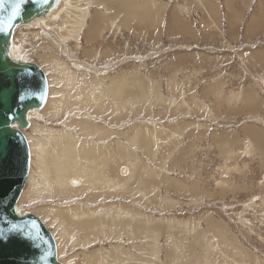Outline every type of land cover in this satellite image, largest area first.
<instances>
[{"label":"rangeland","instance_id":"1","mask_svg":"<svg viewBox=\"0 0 264 264\" xmlns=\"http://www.w3.org/2000/svg\"><path fill=\"white\" fill-rule=\"evenodd\" d=\"M151 1L140 3L137 18L129 11L139 0L125 1L120 14L105 0H59L47 17L15 30L10 56L37 64L64 107L56 116L28 114L23 133L36 146L29 173L48 192L20 198L17 213L36 215L58 238L62 264H85L95 253L104 264H264V0H203L215 7L214 28L203 27L207 15L195 0ZM91 15L106 22L87 39ZM135 82L144 85L137 91ZM144 130L152 143L140 142ZM65 131L75 151L92 144L109 156L99 158L108 159L105 182L85 186L79 157L70 178L86 188L52 198L47 157H61L56 138ZM74 207L80 221L107 218L99 239L52 222L57 209ZM40 208L52 211L42 217ZM116 221L133 224L109 230Z\"/></svg>","mask_w":264,"mask_h":264},{"label":"water","instance_id":"2","mask_svg":"<svg viewBox=\"0 0 264 264\" xmlns=\"http://www.w3.org/2000/svg\"><path fill=\"white\" fill-rule=\"evenodd\" d=\"M57 4L58 0H3L0 5V264H62L55 239L40 218L16 211L31 163L22 130L28 128V111L46 102L47 77L37 64L8 56L15 27Z\"/></svg>","mask_w":264,"mask_h":264},{"label":"bare ground","instance_id":"3","mask_svg":"<svg viewBox=\"0 0 264 264\" xmlns=\"http://www.w3.org/2000/svg\"><path fill=\"white\" fill-rule=\"evenodd\" d=\"M105 1H107V2H109L111 5L113 4V6H114V13H122V10H123V3L126 1V2H128V0H105ZM196 1V4H197V6H199V7H202V11H204V14L205 15H207V19H206V21H203L202 22V25H205V26H203V27H209L210 25H211V27H217V25H216V23H217V21H218V18H217V16H216V14H215V12H214V9L213 8H215L213 5V7H210L209 5H207L205 2L203 3L202 1L203 0H195ZM58 2H59V0H58ZM147 2H151V3H153V5H156V2L154 3L153 1H151V0H139V3H138V6L135 8V9H133V10H130L129 11V13L130 14H133V15H135L137 18H138V14L140 15L141 14V12L142 11H140L141 9H140V3H142V4H144V3H147ZM73 3V2H72ZM130 3H132V2H130ZM228 3H229V1H228ZM160 4H163V5H161V9H162V11L164 10V8L166 7V4L164 5V3H160ZM69 5V4H68ZM147 5H150V4H147ZM146 5V7H148ZM57 6V5H56ZM142 6V5H141ZM144 6H145V4H144ZM151 7L152 6H150L149 8H150V10H152L151 9ZM164 7V8H163ZM145 8V7H144ZM143 8V9H144ZM85 9V8H84ZM84 9H82V10H84ZM53 10V8L50 6L49 7V9H48V11L44 14V15H42V16H39V17H37V18H35V19H33L30 23H28V24H21V25H17L16 27H15V29H14V32H15V30L17 29V28H21V27H28V26H33L34 25V23L37 21V20H39V19H43L44 17H47V15H48V13L50 12V11H52ZM101 10V9H100ZM100 10H97L98 12H100ZM146 10V9H145ZM162 11L160 12V13H162ZM144 12V11H143ZM103 13V12H102ZM160 13H158V12H149V16L148 17H145V18H149L150 20H154V18H157V17H159V18H162V15L160 14ZM83 14V13H82ZM85 14V13H84ZM145 14L146 15H148V12L146 11L145 12ZM263 15H264V10H262V13H261V16H262V18H264L263 17ZM130 16V15H129ZM141 16V15H140ZM139 16V17H140ZM143 16V15H142ZM260 16V17H261ZM152 17H154V18H152ZM105 18V15H100L99 17H95L94 15H91V17H90V21H89V23L86 25V38L87 39H91V38H94L97 34H98V27H99V25H97V23H100V24H104L105 22H106V20L104 19ZM158 20V19H157ZM160 21H161V19H159ZM255 21H258L259 22V20H255ZM255 21H252L251 22V26L248 28V30H252V29H254L257 25H256V23H255ZM39 22V21H38ZM257 22V23H258ZM159 23V22H158ZM179 22H176V25L175 26H181V28H179L180 30V32H186V33H188L190 30H191V28H189L188 26H182V24H178ZM81 29V28H80ZM178 29V28H177ZM79 30V29H78ZM77 30V31H78ZM247 30V32H249ZM72 31H74V30H72ZM76 31V30H75ZM14 32H13V35H12V42H11V44H10V46L8 47V56L12 59V60H15V61H18V59L16 60V59H14V56H10V48H11V45H12V43H13V36H14ZM194 31L192 30L191 31V33H188V34H192ZM72 33H74V32H72ZM178 33V32H177ZM74 36H76L77 37V34L75 35L74 34ZM89 53L88 52H86V54L85 55H88ZM46 57H48V58H43V60H44V63H45V65H46V67H52L53 68V66L55 65V62L50 58V55H48V56H46ZM56 80L53 78V77H50L49 78V83L51 84L52 82H55ZM139 81V80H138ZM48 82V81H47ZM122 82H124V81H122ZM122 82H119L120 83V86L118 87L119 89H121L122 87H124V84H126V83H124V84H122ZM140 82V81H139ZM133 84V83H132ZM131 84V85H132ZM133 85H135V90H139L138 88L141 86H143L144 84H142V83H138V82H135ZM115 86V85H114ZM128 85L126 84V87H127ZM112 86H110V88H111ZM112 89V88H111ZM114 89V88H113ZM117 88H116V86H115V89L114 90H116ZM134 88L131 86V87H129V90L128 91H131V90H133ZM125 90V89H124ZM108 91V90H107ZM110 91V90H109ZM117 91V90H116ZM123 91V90H122ZM56 92V91H55ZM111 92V91H110ZM156 92V91H155ZM117 93V92H116ZM140 93H141V95L144 93V89L142 88V89H140ZM53 94V90H51V87H50V94H49V86H48V95H49V98L47 97V99H46V101H47V103L45 102V104H46V106H45V104H44V106L43 107H41V108H33V109H31L30 111H28V113L26 114V117H27V121H28V114L30 113V112H32V111H34V110H41L42 109V112L45 114V115H50V116H56V115H58V113H59V111L60 110H62V109H64V107L62 108L60 105L61 104H59V103H57V102H54V101H52V99L50 98L51 97V95ZM114 94H115V92H114ZM113 94V95H114ZM64 105V104H63ZM37 113V112H36ZM28 126H29V121H28ZM82 125L80 124V127H81ZM35 127V124H33V128ZM27 129V128H26ZM23 130H25V129H23ZM23 130H22V132H23ZM87 134H88V131L86 132ZM151 134V132H150V130L149 131H147V130H144V133H143V135L141 136V138H139L140 139V142L142 143V144H144V143H146V142H149V143H152V134ZM251 134H253V133H251ZM59 137V136H58ZM62 137H64V141L62 140ZM135 138H137V136H135ZM26 139H27V141H28V145H29V150H30V156L32 157V158H30L31 159V163L32 164H34V160H33V156H34V153H35V149H36V146H35V144L33 143V141L31 140V139H28L27 137H26ZM61 140L63 141V142H61ZM56 141L57 142H59L61 145H60V147H59V152H60V155H61V157H59V156H51V155H48V157H47V162H48V164L47 165H49V166H51L50 168H54V170H55V173L54 172H52V175H53V177H52V180L53 181H51V185L53 186V188L55 189V190H53L52 192H50V193H53L54 194V196H52V198L53 197H55V194L57 195L58 193H60L61 191L62 192H64V193H66L67 195L66 196H64V197H71V196H73V195H75L78 191H81L83 188H86V187H81L80 188V186H82V182H81V179L80 178H82V177H80V175H78L80 178V180H78V179H72V178H70L72 175H77V172H74L73 171V166H77V165H80V164H78L77 162H76V160H79L78 158L80 157L81 159H83L84 161H86L87 163L85 164V166L88 168V170H86V169H84V168H79L80 170H86V172H87V174L89 175V179H88V181L86 180V184H84L85 186H87V187H90V186H96V185H101V183L102 182H105V178H104V175L102 174H100V170L102 169V163L105 165V163L107 162V160L108 159H106V157H103V158H101V159H99L100 157H101V155H103V156H107V157H109L108 155H106V154H103V153H101L100 155L97 153V151H95V148H93V145L91 144H83L82 146H81V151L79 152V151H75V147H74V145H75V142H74V137H73V135L72 134H69V133H67L66 131H65V134H63V136H61V139L59 138H56ZM65 141H66V144H65ZM86 143V142H85ZM148 144V143H147ZM146 144V145H147ZM55 145V144H54ZM79 146V145H78ZM148 146V145H147ZM51 147V146H50ZM154 147V146H153ZM149 148V147H148ZM54 149V148H53ZM77 149V148H76ZM124 149V148H123ZM145 149V148H144ZM147 149V148H146ZM149 150V149H148ZM51 151H52V149H51ZM123 151V150H122ZM125 152V151H124ZM152 152V151H151ZM119 154V153H118ZM56 155V154H55ZM121 156V155H120ZM127 156V155H126ZM80 161H82V160H80ZM84 161H82V162H84ZM94 161H96V162H94ZM42 162V161H41ZM101 163V164H100ZM103 165V166H104ZM117 168L118 166L117 165H114V164H112V168ZM122 167V166H121ZM124 167V166H123ZM128 168V167H127ZM120 169H122V168H120ZM32 170V169H31ZM118 170H119V168H118ZM117 170V172H120V171H118ZM30 171V170H29ZM85 172V171H84ZM85 172V173H86ZM125 170H123V174L125 175ZM102 173H103V171H102ZM128 173V172H127ZM124 175H123V177H124ZM135 175V174H134ZM132 176V175H131ZM88 177V176H87ZM125 177H127V176H125ZM84 180V179H83ZM119 180V179H118ZM108 183L110 182V180L109 181H107ZM45 185L43 184V185H41V190L38 188V186L35 184V181H34V179H33V176H32V172H30L29 174H28V178H27V181H26V185L24 186V188H23V190H22V193H21V199H23V198H25V197H29V196H32V197H35L37 194H39V191H41V192H43V191H45L46 189H45ZM75 187H79V188H75ZM91 189H93V190H91V193L93 194V196H94V194H95V190H94V188H91ZM45 192H48V189L45 191ZM19 198V199H20ZM51 198V197H50ZM72 198V197H71ZM55 199V198H54ZM79 201V200H78ZM49 208V207H48ZM51 208V207H50ZM55 208V207H54ZM57 208V207H56ZM16 211H17V208H16ZM50 211H52V210H49V209H47V208H40L39 210H38V212H39V214L42 216V217H45V216H47L48 215V213L50 212ZM57 211V213H56V216L52 219V222H56L59 226H63V227H69L70 226V228H79V229H81V231L83 232V234L86 236V238H85V240H89V238L91 237V238H93V240H97V239H99V235H101V233H102V229L100 228L101 227V225H102V227H104V224H105V221L107 220V218L106 217H103V219L101 218V219H99V220H94V219H91V220H83V221H80V218L78 217V216H76V214L74 213V214H70V212H75L76 211V213L77 214H80L79 212H81V208H79V207H74L73 209H71V208H67L66 210L65 209H62V208H60V209H57L56 210ZM18 212V211H17ZM89 213V215L91 216V217H93V216H95V214H93V212H88ZM52 214V213H51ZM84 215V214H83ZM112 215H114L113 213H111V217H112ZM87 216V215H86ZM110 217V218H111ZM88 218V217H87ZM81 219H82V216H81ZM105 220V221H104ZM131 224H133V222L132 221H127V222H125V223H123V221H119V222H114V223H110V225H109V230H114V229H116V230H118V228L120 229L121 227H124V226H128V225H131ZM63 229V228H62ZM104 230H106V229H104ZM138 230V232H139V229H137ZM143 231V230H142ZM106 232V231H105ZM64 233H66V231H62V237L64 236ZM70 233H72V231L70 230ZM80 234V233H79ZM78 234V235H79ZM82 234V235H83ZM81 237V236H80ZM79 237V238H80ZM84 237V236H83ZM55 239V242H56V244H58V238H54ZM81 239V238H80ZM92 240V241H93ZM67 242V241H66ZM80 241H78V243H79ZM74 243H75V241H74ZM84 243V242H83ZM83 243H82V245H83ZM87 243V242H86ZM76 244V243H75ZM80 244V243H79ZM85 244V243H84ZM60 253V248L58 247L57 248V258H58V254ZM104 258V256H100V254H98V253H95L94 255H90V256H87L86 257V259H85V264H104V261L102 260ZM106 263V262H105Z\"/></svg>","mask_w":264,"mask_h":264},{"label":"snow or ice","instance_id":"4","mask_svg":"<svg viewBox=\"0 0 264 264\" xmlns=\"http://www.w3.org/2000/svg\"><path fill=\"white\" fill-rule=\"evenodd\" d=\"M2 2H3V0H0V5H2ZM21 2H22V0H21ZM17 11H18V5H17L16 8H14V9L12 10V17H15V16H16Z\"/></svg>","mask_w":264,"mask_h":264}]
</instances>
